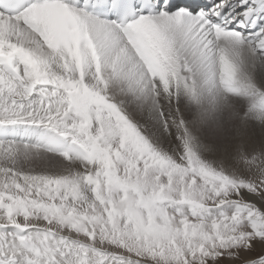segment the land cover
<instances>
[{"label": "snow or ice", "instance_id": "6c2138e0", "mask_svg": "<svg viewBox=\"0 0 264 264\" xmlns=\"http://www.w3.org/2000/svg\"><path fill=\"white\" fill-rule=\"evenodd\" d=\"M0 264H264V0H0Z\"/></svg>", "mask_w": 264, "mask_h": 264}, {"label": "bare ground", "instance_id": "6f19581e", "mask_svg": "<svg viewBox=\"0 0 264 264\" xmlns=\"http://www.w3.org/2000/svg\"><path fill=\"white\" fill-rule=\"evenodd\" d=\"M200 2L204 1V0H199Z\"/></svg>", "mask_w": 264, "mask_h": 264}]
</instances>
